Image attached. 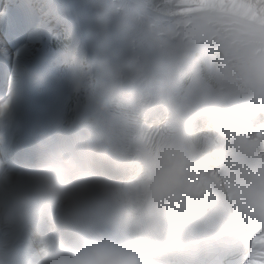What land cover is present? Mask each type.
Segmentation results:
<instances>
[{"label": "snow or ice", "instance_id": "1", "mask_svg": "<svg viewBox=\"0 0 264 264\" xmlns=\"http://www.w3.org/2000/svg\"><path fill=\"white\" fill-rule=\"evenodd\" d=\"M186 0H8L0 9V121L17 96L44 100L47 129L102 131L111 138L121 116L155 152L146 195L163 205L177 160L167 151L178 119L208 107L223 120L241 95L243 74L218 45L203 47L183 22ZM11 21V22H10ZM138 104L128 114L129 101ZM103 106L104 110H101ZM248 125L260 140L240 132H210L212 187L247 217L224 230L210 218L178 229L176 221L149 235L151 264H264V104L253 105ZM174 147H178L175 145ZM8 152V146L0 148ZM4 203L0 192V204ZM0 238L37 253L24 230ZM44 228L47 225L43 226ZM259 248V251L257 250ZM98 260L112 253L98 249Z\"/></svg>", "mask_w": 264, "mask_h": 264}, {"label": "clouds", "instance_id": "2", "mask_svg": "<svg viewBox=\"0 0 264 264\" xmlns=\"http://www.w3.org/2000/svg\"><path fill=\"white\" fill-rule=\"evenodd\" d=\"M7 143L6 127L0 123V148ZM113 165V154L102 135L78 138L69 147L51 146L42 133L23 183L16 165L0 167V176L17 186L11 201L0 207V220L23 224L37 248L33 255L0 238V264H151L149 235L160 228L158 217L145 216L133 226L91 210L94 205L100 207V196L121 192L111 176ZM216 197L230 214H244L222 192L216 191ZM98 249L109 250L112 256L98 260Z\"/></svg>", "mask_w": 264, "mask_h": 264}, {"label": "bare ground", "instance_id": "3", "mask_svg": "<svg viewBox=\"0 0 264 264\" xmlns=\"http://www.w3.org/2000/svg\"><path fill=\"white\" fill-rule=\"evenodd\" d=\"M204 0H186L183 5V15L174 16L175 19L192 18L195 15L206 14L207 11H215L222 14H229L240 19L246 20L249 23H256L264 25V0H212V3L204 5L201 3ZM8 0H0V9H5ZM232 7V8H231ZM21 181L26 176H20ZM17 186L6 180L5 177L0 181V192L3 193L4 206L8 200L7 198L16 191ZM25 231V229H24ZM36 245V241L33 240Z\"/></svg>", "mask_w": 264, "mask_h": 264}, {"label": "rangeland", "instance_id": "4", "mask_svg": "<svg viewBox=\"0 0 264 264\" xmlns=\"http://www.w3.org/2000/svg\"><path fill=\"white\" fill-rule=\"evenodd\" d=\"M201 3H203L204 5H208L209 3H212V0H204ZM232 8V7H231ZM257 23V22H256Z\"/></svg>", "mask_w": 264, "mask_h": 264}]
</instances>
